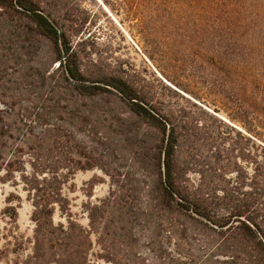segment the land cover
<instances>
[{
	"label": "rangeland",
	"instance_id": "1",
	"mask_svg": "<svg viewBox=\"0 0 264 264\" xmlns=\"http://www.w3.org/2000/svg\"><path fill=\"white\" fill-rule=\"evenodd\" d=\"M46 1L52 19L67 30L69 46L76 53L73 60L84 74L104 82L128 81L155 109L199 126L202 137L207 132L228 135L229 144L237 148L233 161L251 172V158L264 144V115L255 113L258 102L249 95L264 90V0L161 1L162 7L185 14L190 24L200 26L211 43L221 46L224 56L249 61L242 68L217 64L208 53L173 49L149 28L146 16L157 9L149 0ZM256 14L263 19H256ZM31 26L23 14L0 8L1 115L18 123L29 110L32 116L27 121L38 120L37 112L66 130L82 126L75 133V157L94 167L79 170L72 181L74 192L66 188L65 193L72 214L88 228L89 205L109 196L114 184L110 175L120 172L124 185L128 178H139L138 162L150 136L117 95L80 96L77 84L67 82L64 70L58 68L55 46ZM197 146L192 148L185 139L179 149L186 176L195 180L199 175L194 172L209 171L208 164L217 155L215 147ZM243 153L248 161L239 158ZM26 198L22 186L0 182V264H13L16 259L14 236L26 241L33 234V206ZM9 208L17 211L16 225ZM55 221L65 219L57 212Z\"/></svg>",
	"mask_w": 264,
	"mask_h": 264
},
{
	"label": "trees",
	"instance_id": "2",
	"mask_svg": "<svg viewBox=\"0 0 264 264\" xmlns=\"http://www.w3.org/2000/svg\"><path fill=\"white\" fill-rule=\"evenodd\" d=\"M149 1L157 7L146 16L149 28L173 49L208 53L228 68L249 64L224 56L221 46L211 43L200 26L190 24L187 15L162 7V0ZM49 6L46 0H0V8L23 14L30 29L55 46L58 68L67 82L77 84L80 96L117 95L145 124L150 139L138 162L139 178H128L124 185L120 172L110 175L114 184L109 196L89 205L87 228L72 214L65 193L66 188L74 192L72 181L79 170L94 167L75 157V133L82 126L66 130L37 112L33 114L38 120L27 121L32 116L29 110L22 115L24 120L11 123L0 110V182L22 186L33 206V234L26 241L13 237V264H264V144L251 158L249 172L233 161L237 148L229 144L228 135L207 132L202 137L199 126L155 109L128 81L87 76L73 60L76 53L69 46L68 32L52 19ZM249 95L258 102L255 113L264 115V90ZM185 139L192 148L217 150L209 171L194 172L198 180L186 176L179 159ZM242 155L239 158L248 161ZM9 209L16 225L17 211ZM57 212L65 221H55Z\"/></svg>",
	"mask_w": 264,
	"mask_h": 264
}]
</instances>
